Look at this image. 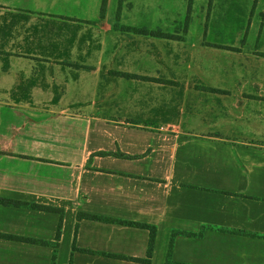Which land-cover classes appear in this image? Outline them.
I'll list each match as a JSON object with an SVG mask.
<instances>
[{
    "label": "crops",
    "instance_id": "0c3cea01",
    "mask_svg": "<svg viewBox=\"0 0 264 264\" xmlns=\"http://www.w3.org/2000/svg\"><path fill=\"white\" fill-rule=\"evenodd\" d=\"M101 1L0 4V198L24 205H0V264L147 259L149 230L82 212L156 227L150 264H264V0L224 41L214 18L190 41L193 15L179 41L124 31L170 30Z\"/></svg>",
    "mask_w": 264,
    "mask_h": 264
},
{
    "label": "rangeland",
    "instance_id": "374dc122",
    "mask_svg": "<svg viewBox=\"0 0 264 264\" xmlns=\"http://www.w3.org/2000/svg\"><path fill=\"white\" fill-rule=\"evenodd\" d=\"M189 1L190 0H140V7L139 10L140 13H142V17L146 19V21L150 22V25L162 26V29H168V34H173L176 36H180L182 40L184 38V24L185 20L187 18V11L189 9ZM102 2L100 3V12L102 8ZM132 4H134V1H131ZM153 3L156 4L157 15H153ZM0 4H5V0H0ZM47 5L50 6H58L59 9H54L58 11V13H75L79 12L80 14H84L85 10H76L74 7L68 6L66 3H63L61 1H55V3L52 5V3H49ZM120 7V0H113L110 1L108 9L107 10H114L117 9V6ZM151 5V6H149ZM250 5V0H216L214 4L212 3L213 8L210 12V0H194L193 8L191 15L193 19V26H194V33L191 36H189V40H195L196 34L198 35V38L200 39V36L206 38V33L208 30V21L212 18H214V26L213 23L210 24V33H208L207 38L211 39L212 41L218 40V41H224L226 38H229L232 33H235L236 31L244 30L243 26L247 25L249 23L250 17L248 16V7ZM215 8V9H214ZM130 10V8H129ZM213 10H215L213 14ZM74 11V12H73ZM95 11L94 7H90L86 9V13L90 14L89 16H93L96 18H99V12ZM119 11V10H118ZM132 13L131 11H129ZM151 13V18H149ZM213 14V17H212ZM82 18V17H79ZM110 19H115L113 14L109 11ZM132 14H129L128 22L131 23ZM203 21L204 27L201 25ZM207 21V22H206ZM191 23V22H190ZM164 24H170V29L165 28ZM200 28V32L197 33L195 29ZM121 29L125 30L124 27ZM206 31V32H205ZM205 32V33H204ZM196 53L203 54V49L200 48L199 51ZM145 64H153L146 62ZM207 70L203 71L207 79L209 81L214 82V84H221L218 79H216L215 75L218 76V73L214 72H208ZM193 73H198V68L196 67Z\"/></svg>",
    "mask_w": 264,
    "mask_h": 264
},
{
    "label": "trees",
    "instance_id": "16d2710c",
    "mask_svg": "<svg viewBox=\"0 0 264 264\" xmlns=\"http://www.w3.org/2000/svg\"><path fill=\"white\" fill-rule=\"evenodd\" d=\"M108 1L109 0H103V2H102V8H101V17L102 18H105V16H106V12H107V8H108ZM120 2H121L120 4H122L123 0H120ZM212 3H213V0H210V10L212 7ZM193 4H194V0H190L189 1L188 16H187L186 21H185L184 33H187L189 30L190 20H191L190 15L192 12ZM119 10H121V8ZM119 17H120V12L118 13V18ZM124 29H125L124 31L134 32V33L139 34V35L152 36V37L177 40V41H179L181 39L180 36H176V35L168 34V33H163V32H159V31H151V30L144 29V28L140 29V28L124 27ZM0 55H2L1 51H0ZM117 75L129 78V79L140 78L142 80L163 82L162 80H159V79L141 77V76L131 75V74H127V73H117ZM208 89L209 88H207L206 90H208ZM209 90H212V89H209ZM119 156L124 157V158L128 157L125 155H119ZM0 205L17 206V207L24 206L23 204H21L19 202L7 200L4 198H0ZM32 208H33V210H39V211H43L46 213H60L62 215V217L64 214L63 211H58L57 209L49 208V207H41V206H33L32 205ZM83 220H90V221L102 222L105 224H115V225H121V226H126V227H133V228L149 230L151 235H150V247L148 249L147 259L129 258V257L119 256V255H109V256L112 258H115V259H120V260H126V261H132V262H141L143 264H150L151 258L153 256V250H154L156 234H157L156 227L151 226V225H147V224L138 223V222L116 219V218H111V217H106V216H101V215H95L92 213H85V212L78 214V221L81 222ZM18 240H20V239H18ZM82 251L83 252H91V251H85V250H82ZM169 260L170 261L168 262V264H176V263L172 262L171 258Z\"/></svg>",
    "mask_w": 264,
    "mask_h": 264
}]
</instances>
